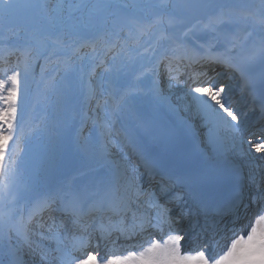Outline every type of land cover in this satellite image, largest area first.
<instances>
[{
	"label": "snow or ice",
	"instance_id": "obj_1",
	"mask_svg": "<svg viewBox=\"0 0 264 264\" xmlns=\"http://www.w3.org/2000/svg\"><path fill=\"white\" fill-rule=\"evenodd\" d=\"M0 264H264V0H0Z\"/></svg>",
	"mask_w": 264,
	"mask_h": 264
},
{
	"label": "bare ground",
	"instance_id": "obj_2",
	"mask_svg": "<svg viewBox=\"0 0 264 264\" xmlns=\"http://www.w3.org/2000/svg\"><path fill=\"white\" fill-rule=\"evenodd\" d=\"M125 72L127 74L129 72L128 69H126ZM127 78H128V74H127ZM85 87H86V84H85ZM29 88L32 90V81H29ZM53 99H55V101L57 102L58 98L56 96H53L51 97V100ZM83 100H84L83 97L82 98L75 97L72 99L66 98L62 101L63 107L61 111H63L64 113H67V115L70 114L71 116L70 121L66 122V124L69 127H73L75 125L73 120L74 118L79 117V113L82 107ZM181 115H184V114L181 113ZM60 120L61 121L64 120L61 117V115H60ZM45 135L47 134L43 133L40 135L41 139L39 140L37 144H31L28 141L23 142L22 146L24 147L25 151L21 154L20 170H21V179L25 182L33 178V171H34L35 165L42 158L45 146L49 143V140L43 139ZM50 135H59V133H55V134L50 133Z\"/></svg>",
	"mask_w": 264,
	"mask_h": 264
}]
</instances>
